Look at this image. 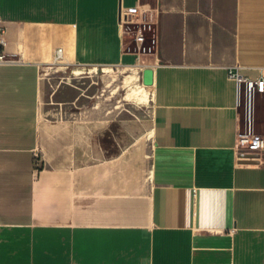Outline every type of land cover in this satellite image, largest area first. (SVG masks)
<instances>
[{
	"label": "crops",
	"instance_id": "crops-1",
	"mask_svg": "<svg viewBox=\"0 0 264 264\" xmlns=\"http://www.w3.org/2000/svg\"><path fill=\"white\" fill-rule=\"evenodd\" d=\"M56 63L151 70V120L50 117ZM237 67L264 77V0H0V264H264Z\"/></svg>",
	"mask_w": 264,
	"mask_h": 264
},
{
	"label": "rangeland",
	"instance_id": "rangeland-1",
	"mask_svg": "<svg viewBox=\"0 0 264 264\" xmlns=\"http://www.w3.org/2000/svg\"><path fill=\"white\" fill-rule=\"evenodd\" d=\"M62 66L64 65L56 63L48 68L47 72L52 77L51 84L48 86V101H56V99H61L60 97L68 99L69 95L65 93L68 89L65 86L73 89L72 98L79 95V99L74 103L64 104L62 110H53L60 107L59 105H47L50 117L57 118L59 115L56 116V113L59 112L61 113L60 117L67 118L82 119L94 115L96 119L108 120L112 122L111 124L125 122L127 126L143 122L148 124L151 120L154 110L153 97L149 102L126 98L132 85L128 83L129 76L138 79L134 85L147 86L144 84L143 70L140 66L134 70H131V66L124 65L74 66L61 70ZM106 66L111 67L113 72H102ZM75 68L83 69L84 73L78 76L74 75L73 70ZM95 68L97 70L94 72L93 69ZM56 88H59L62 93L51 97V93ZM257 129H263L262 122L258 124ZM135 149L137 148L128 151V158L135 155Z\"/></svg>",
	"mask_w": 264,
	"mask_h": 264
},
{
	"label": "built area",
	"instance_id": "built-area-1",
	"mask_svg": "<svg viewBox=\"0 0 264 264\" xmlns=\"http://www.w3.org/2000/svg\"><path fill=\"white\" fill-rule=\"evenodd\" d=\"M139 13L137 8H132L121 15V25L129 26L137 24L135 16ZM136 41H143L141 30L136 31ZM62 49H58L55 59L58 62L62 56ZM228 77L234 81L244 96V120L246 129L238 135L236 150L240 162L252 164L264 159V134L251 133V125L254 118L255 98L258 94H264V77L253 79L245 76L240 67L229 70Z\"/></svg>",
	"mask_w": 264,
	"mask_h": 264
},
{
	"label": "bare ground",
	"instance_id": "bare-ground-1",
	"mask_svg": "<svg viewBox=\"0 0 264 264\" xmlns=\"http://www.w3.org/2000/svg\"><path fill=\"white\" fill-rule=\"evenodd\" d=\"M58 62H60V61H58ZM63 68H65V67H63ZM134 69H135V66H131V70H134ZM96 70H97V68L93 69L94 72ZM111 71L113 72V69L111 67H104L102 69V72H105V73H110ZM83 73H84V71L81 68H75L73 70V74L76 75V76L81 75ZM137 80L138 79L136 77L129 76L128 83H130V85L131 84L132 85H131L130 91L127 94L126 98L128 100L137 99L140 102H148L149 101V90H150V88L148 86L134 85V83Z\"/></svg>",
	"mask_w": 264,
	"mask_h": 264
},
{
	"label": "water",
	"instance_id": "water-1",
	"mask_svg": "<svg viewBox=\"0 0 264 264\" xmlns=\"http://www.w3.org/2000/svg\"><path fill=\"white\" fill-rule=\"evenodd\" d=\"M153 83V73L151 70H146L144 73V84L149 86Z\"/></svg>",
	"mask_w": 264,
	"mask_h": 264
}]
</instances>
